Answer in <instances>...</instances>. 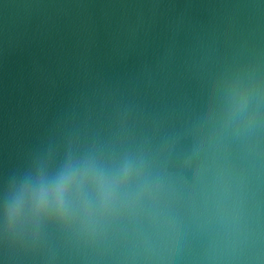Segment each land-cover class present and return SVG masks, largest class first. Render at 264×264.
I'll use <instances>...</instances> for the list:
<instances>
[{"label":"water","instance_id":"95a60500","mask_svg":"<svg viewBox=\"0 0 264 264\" xmlns=\"http://www.w3.org/2000/svg\"><path fill=\"white\" fill-rule=\"evenodd\" d=\"M248 69L264 71V0H0V203L38 161L170 146L169 168L185 179L206 175L213 155L242 171L264 224V138L259 155L239 138L209 140L224 77ZM175 223L170 243L200 257L227 242L232 218L220 207ZM45 255L8 264H79L55 240Z\"/></svg>","mask_w":264,"mask_h":264},{"label":"clouds","instance_id":"9594fccd","mask_svg":"<svg viewBox=\"0 0 264 264\" xmlns=\"http://www.w3.org/2000/svg\"><path fill=\"white\" fill-rule=\"evenodd\" d=\"M224 105L209 140L229 136L260 152L264 138V71L238 70L223 79ZM171 147L87 148L56 168L38 161L14 179L0 203L4 264L22 256L46 258L55 240L79 264H264V224L249 199L242 171L213 155L206 175L185 179L169 168ZM223 207L232 218L229 238L200 257L181 256L170 241L181 235L183 214L196 221ZM200 227L199 224L196 225ZM51 258V257H47Z\"/></svg>","mask_w":264,"mask_h":264}]
</instances>
